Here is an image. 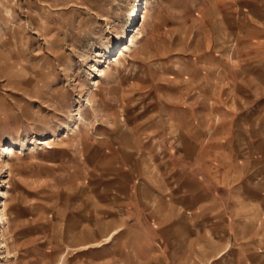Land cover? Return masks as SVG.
Returning <instances> with one entry per match:
<instances>
[{
  "label": "rangeland",
  "instance_id": "374dc122",
  "mask_svg": "<svg viewBox=\"0 0 264 264\" xmlns=\"http://www.w3.org/2000/svg\"><path fill=\"white\" fill-rule=\"evenodd\" d=\"M237 1L0 0V264L109 262L79 249L92 193L161 169L196 93L227 88L215 64L264 58Z\"/></svg>",
  "mask_w": 264,
  "mask_h": 264
},
{
  "label": "crops",
  "instance_id": "0c3cea01",
  "mask_svg": "<svg viewBox=\"0 0 264 264\" xmlns=\"http://www.w3.org/2000/svg\"><path fill=\"white\" fill-rule=\"evenodd\" d=\"M237 2L244 25L264 27L263 0ZM260 5L254 14L250 8ZM214 66L228 68L227 88L196 91L206 106L175 120L177 139L162 153L161 169L137 185L123 167L101 175L132 177L106 197L98 198L101 188L92 193L100 203L81 251L107 253V264H264V90L261 72L247 70L264 66V58ZM216 78L208 74L206 82Z\"/></svg>",
  "mask_w": 264,
  "mask_h": 264
},
{
  "label": "bare ground",
  "instance_id": "6f19581e",
  "mask_svg": "<svg viewBox=\"0 0 264 264\" xmlns=\"http://www.w3.org/2000/svg\"><path fill=\"white\" fill-rule=\"evenodd\" d=\"M143 17H144V16H142V18H143ZM129 45H131V43H129ZM129 45H128V46H129ZM128 46H127V45H125V46H124V48H123V50H127V49H128ZM123 50H122V52L120 53V55H122V54H123ZM118 59H119L118 57H117V58L113 57V59H112V60H113V62H117V61H118ZM3 148H4V152H6V151H7V153H8V154H10V153L12 152L11 148H10V147H8V146H4Z\"/></svg>",
  "mask_w": 264,
  "mask_h": 264
}]
</instances>
